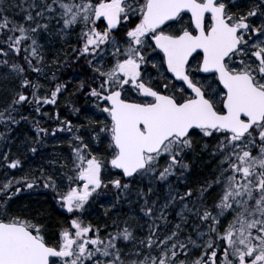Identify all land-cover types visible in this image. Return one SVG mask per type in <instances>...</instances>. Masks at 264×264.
<instances>
[{
    "label": "trees",
    "instance_id": "obj_1",
    "mask_svg": "<svg viewBox=\"0 0 264 264\" xmlns=\"http://www.w3.org/2000/svg\"><path fill=\"white\" fill-rule=\"evenodd\" d=\"M47 20L43 5L0 0V220L27 221L50 245L63 242L69 234L75 244L70 258L61 264H144L153 241L167 234L158 237L160 194L152 191L149 166L138 173L140 197L132 202L140 217H132L131 204L124 203L109 179L101 186L109 196L96 192L82 208L66 204L69 194L80 187L83 164L80 168L77 161L85 163L93 154L106 161L111 158L114 148L107 130L112 122L106 111L99 115L88 109L106 90L104 76L89 61L93 48L84 40L74 46L47 43L32 53L34 43L52 32ZM96 27L106 32L102 19ZM253 133L257 138V129ZM212 140L193 131V146L175 154L187 161L202 185L218 172L205 156L211 153L205 148ZM163 160L171 161L166 155ZM125 183L121 179L120 184ZM106 201H110L107 206ZM258 219L250 227V257L264 252V213ZM75 223L83 234L74 235ZM174 241L164 264H173L181 255L179 234L170 244ZM242 257L246 255L237 254L227 239L212 232L211 247L202 251L200 264H241Z\"/></svg>",
    "mask_w": 264,
    "mask_h": 264
},
{
    "label": "rangeland",
    "instance_id": "obj_2",
    "mask_svg": "<svg viewBox=\"0 0 264 264\" xmlns=\"http://www.w3.org/2000/svg\"><path fill=\"white\" fill-rule=\"evenodd\" d=\"M31 1L34 7L43 5L44 16L48 19L46 24L50 22V28H52L50 37L38 39L34 43L32 53L35 54L39 45L42 46L46 41L56 46L67 44L74 46L80 39L92 45L93 49L88 55L89 61L99 74L106 77L104 86L107 92L111 91V86L116 88L121 84L125 99L148 103L150 100L139 93L141 84L157 87L173 86L174 81L164 69L163 61L159 56H151L136 67L134 60L138 46L142 43L144 36L142 32L134 34L132 27L127 33H120L121 39H118L115 34L100 33L96 27L100 20V9L91 6L87 1L78 0L77 3L75 0ZM247 2H250L249 8H257L255 15H248L251 20L249 32H252L249 45L250 48H257L264 54V6L259 0ZM145 3L146 0H138V5L125 9L123 31H127L124 24L129 23L132 16L142 13ZM37 16L39 17L38 13ZM22 24L25 25L26 20ZM98 35H100L99 38H97ZM248 63L255 65L252 59ZM254 80L257 85L264 88L263 73L260 76L255 74ZM208 82H210L208 86L211 88L212 99L216 103L221 102L225 93L218 88L213 79ZM176 89L182 91L184 97H189L181 87ZM88 109L100 115L102 111L108 112L109 106L102 97L99 101H94V105H89ZM49 112L46 110L45 115ZM109 133L110 136H108L112 138L111 129L107 130V134ZM204 133L203 136L207 137L212 134V132ZM214 133V139L211 142L216 146L214 148L216 150L208 149L211 153L205 156L209 157L210 167L217 169L218 172L215 173L214 178L208 177L204 185L196 179L195 174L191 173V167L187 161H181L182 157L179 155L175 156L176 152L184 147L193 146L190 140L182 143L171 141L158 155L149 157L148 175H150L152 191H158L160 194L157 220L161 228L158 229V237L165 232L167 234L166 239L156 238L153 241L154 247L146 253L147 256H144V264H164L170 248L176 246L175 241L170 244V240L177 234H179L180 247L188 245V249L184 252L185 256L180 255L173 264H200L202 258L198 259L195 251L200 249L206 251L211 247L212 232L216 233L219 239L229 237L230 247L235 249L237 254L246 255L242 257V264L264 263V252L256 253L250 259L247 256L253 246L250 242V227L259 220V214L264 213V125L257 128V138L253 134L242 138L231 135L221 138L220 132ZM164 155L171 159L169 163L163 160ZM92 160L102 167L103 180L113 178L110 180V185L121 177L111 171L103 157L95 158L93 154L87 162ZM87 162L77 161V165L81 168L83 164V169ZM82 174L84 172L82 173L81 170ZM237 174L240 177H236ZM140 183L141 178L137 176L118 188L124 203L131 204L130 210L134 218L139 214L132 202H137L140 197ZM89 189L92 194L97 192L109 196L102 187L97 189L93 186ZM75 192H80V188L73 193ZM109 202L106 201V206L110 204ZM68 205L82 208L83 205H87V202L78 199L69 201ZM141 218L144 219L143 216ZM199 219L207 223L200 222ZM20 223L29 227L27 221ZM170 231H173V234ZM150 235L151 233L147 234L149 237ZM143 241L146 243L147 239ZM57 245L61 246L62 243ZM157 251H160L159 255Z\"/></svg>",
    "mask_w": 264,
    "mask_h": 264
},
{
    "label": "water",
    "instance_id": "obj_3",
    "mask_svg": "<svg viewBox=\"0 0 264 264\" xmlns=\"http://www.w3.org/2000/svg\"><path fill=\"white\" fill-rule=\"evenodd\" d=\"M214 1L207 0L204 5H197L195 0L148 1L145 13L148 27H160L176 19L180 12L190 13L197 29H201L204 15L211 12L215 16V27L208 37H196L187 32L177 38L160 36L155 40L165 54L171 75L178 82H183L195 95L194 98L178 104L170 96L158 95L154 104L141 105L124 102L119 92L109 95L110 114L114 122L113 145L118 151L110 165L122 171L125 179L145 169L146 154L159 152L173 136L184 139L192 129L198 128H222L236 136H244L255 124L263 121L264 90L256 87L248 74H220L227 91L225 115L215 112L212 104L204 99L202 91L192 85L186 75L188 60L199 49V43L204 46L225 43L228 49L237 46V29L226 26L222 19L223 11L214 7ZM119 13L118 5L102 9L110 29H116ZM145 89L144 94L149 91ZM151 95L155 93L151 91ZM242 117L248 121L242 120ZM85 179L101 185L100 166L92 162ZM79 196L73 194L70 197ZM69 255L70 249L60 250L46 245L23 224L0 221V264H50L51 258H68Z\"/></svg>",
    "mask_w": 264,
    "mask_h": 264
},
{
    "label": "flooded vegetation",
    "instance_id": "obj_4",
    "mask_svg": "<svg viewBox=\"0 0 264 264\" xmlns=\"http://www.w3.org/2000/svg\"><path fill=\"white\" fill-rule=\"evenodd\" d=\"M123 5L122 11L123 15L126 13L125 8L132 5H138V0H115ZM137 1V2H136ZM250 0H217L216 6L217 8H221L223 10V18L225 22L231 26H236L239 29V37H240V45L237 52H233L228 54L224 58V67L230 73H242V72H251L254 76L264 73V62H255L254 64L248 63L250 61V57L256 58V52L254 49L250 48V42L252 38L250 37L249 32V24L251 22L250 16L248 15H255L257 12V8L254 9L252 7L249 8ZM264 6V0H259ZM135 2V3H134ZM205 0H196L198 5L204 4ZM255 6V4H253ZM200 7V6H199ZM143 13V12H142ZM136 14L132 16V19L129 23L126 24L127 30L133 29V33L142 32L144 35L142 38V43L138 46L136 59L134 63L139 66V63H142L148 60L149 57L157 55L163 61V67L165 69V62L162 53L154 46L152 39H154L157 35L162 34L166 36H173L177 37L184 32H191L193 34H198L199 31L196 30L193 26L191 16L189 14L182 13L180 14L177 19L171 23L164 25L163 27L158 29L157 31L153 30H146L144 24L141 20V14ZM214 26V16L210 13H207L204 16L203 22L201 24V32L205 34H209L211 29ZM256 37V33H254ZM227 49L226 45L223 44L221 46V50L225 51ZM205 61L204 53L199 50L189 61L187 66L188 74L190 75L194 84H196L199 88L202 89L205 96L208 97L213 103L216 110L220 113L224 112V99L221 102L216 103L212 99V95L210 93L211 88L208 86L210 82L208 80L213 79L217 84L218 88L222 91L224 90L220 85L218 74L217 73H207L206 70H203V63ZM124 78V77H122ZM145 83L141 84L140 86L144 85ZM148 85V84H145ZM150 86V85H148ZM118 88H122L121 84L117 85ZM154 88L156 91L161 92L163 94L170 95L171 93L177 95L182 94V91L176 89V87H181L187 93L186 89L181 85L173 83V86H164V87H157V86H150ZM122 90V89H121ZM122 92V91H121ZM123 94V92H122ZM152 100V99H149Z\"/></svg>",
    "mask_w": 264,
    "mask_h": 264
},
{
    "label": "bare ground",
    "instance_id": "obj_5",
    "mask_svg": "<svg viewBox=\"0 0 264 264\" xmlns=\"http://www.w3.org/2000/svg\"><path fill=\"white\" fill-rule=\"evenodd\" d=\"M52 33V32H51ZM51 33H50V35H48L49 37L51 36ZM48 42L46 41V42H44V46H45V44H47ZM55 69H53V71H54ZM73 80V82H74V80H75V78L74 77H72L71 78V81ZM73 86V85H72ZM212 147V148H211ZM216 146L214 145V144H211L210 146H206V148L205 149H212V150H216V149H214ZM193 170V169H192ZM192 172V171H191ZM195 171H193V173H194ZM197 174V173H196ZM198 175V174H197Z\"/></svg>",
    "mask_w": 264,
    "mask_h": 264
}]
</instances>
